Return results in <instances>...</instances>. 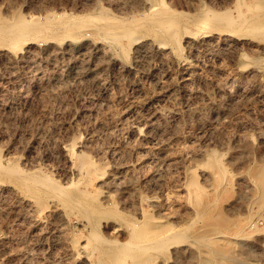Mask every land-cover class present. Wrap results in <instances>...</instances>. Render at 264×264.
Listing matches in <instances>:
<instances>
[{
  "label": "rangeland",
  "instance_id": "rangeland-1",
  "mask_svg": "<svg viewBox=\"0 0 264 264\" xmlns=\"http://www.w3.org/2000/svg\"><path fill=\"white\" fill-rule=\"evenodd\" d=\"M32 15L0 41V264H264V0H0L4 28Z\"/></svg>",
  "mask_w": 264,
  "mask_h": 264
},
{
  "label": "bare ground",
  "instance_id": "bare-ground-1",
  "mask_svg": "<svg viewBox=\"0 0 264 264\" xmlns=\"http://www.w3.org/2000/svg\"><path fill=\"white\" fill-rule=\"evenodd\" d=\"M259 2V1H258ZM246 6V5H245ZM249 7V6H248ZM53 13V12H52ZM96 14V13H95ZM101 14V13H100ZM107 14V13H106ZM144 15V14H143ZM146 15V14H145ZM68 17V16H67ZM112 17V16H111ZM111 17H109V16H106V15H103V13H102V15H90L89 16V14H88V16H76V17H68V18H64V16H62V14H46L45 15V22L42 24L43 26H41V27H43V29L44 30H46V32H48L47 30H50V32L52 31H56V34H57V31L58 32H61V33H67V34H71V35H75L76 33H79L78 34V36H83L85 33V29H88V28H90V29H92L93 31H94V33H95V35H97L98 37H104L105 36V40H106V37H108V38H110L112 41V43L113 42H116L117 44H119L118 46L120 47V50H124V46H123V44H122V42H121V39L123 40V37H126V39L129 41V42H133V41H135V40H137L138 38H139V29H140V25L139 26H135L136 24H134V27H128V26H125V25H123V24H119L118 25V23L117 24H115V21H114V19L113 18H111ZM137 18V17H136ZM135 18V19H136ZM140 18V17H139ZM21 19V18H20ZM20 19H19V21H15L14 23L12 22V23H10L9 24V26L7 27V28H4V26H3V24L2 23H0V41L1 42H3V39H8V40H14L15 39V41L17 40H20V36H21V38L26 34V32H27V29H29V26H31L32 28H34V26H36V24L37 23H40L41 24V22H39V20L37 21V16H34V15H32L31 16V18L29 19V20H21L20 21ZM138 19V18H137ZM172 19V18H171ZM130 21H131V19H130ZM130 21H128V22H130ZM153 21V20H152ZM159 21H161L160 19L158 20V23H159ZM133 22V21H132ZM136 22V21H135ZM137 22H139V21H137ZM162 22V21H161ZM123 23V22H122ZM212 24V23H211ZM5 25V24H4ZM7 25V24H6ZM129 25V24H128ZM133 25V24H132ZM138 25V24H137ZM143 25V24H142ZM147 25V24H146ZM164 25L166 26V28H165V32L164 33H166L167 34V36L169 37V39L171 40V42H172V44H173V46H174V48L175 49H177L176 47L178 46V40H177V38H176V36H177V34H176V36H175V31H177L176 30V28L173 26V23H172V21H169V20H166V22L164 21ZM209 26H210V24H209ZM6 27V26H5ZM257 27V26H256ZM157 28H159V27H157ZM41 29V28H40ZM42 29V30H43ZM142 29V28H141ZM39 30V29H38ZM146 30V29H145ZM40 31V30H39ZM212 31V30H211ZM42 32V31H41ZM49 32V33H50ZM51 32V33H52ZM161 32V31H160ZM205 32H207V31H205ZM55 33V32H54ZM141 33V32H140ZM35 35V34H34ZM27 36V35H26ZM62 36V35H61ZM67 37V36H66ZM32 38V37H31ZM24 39V38H23ZM50 39V38H49ZM80 39V38H79ZM103 39V38H102ZM7 40V41H8ZM57 40V39H56ZM126 40V41H127ZM52 41V40H51ZM127 41V42H128ZM8 42H11V41H8ZM7 42V43H8ZM46 42V41H45ZM128 42V43H129ZM4 43H5V41H4ZM72 43V42H71ZM125 43V42H124ZM125 44H127V43H125ZM147 44V43H146ZM159 44V43H158ZM11 45H13V44H11ZM91 45V44H90ZM116 45V44H115ZM128 45V44H127ZM10 48V47H9ZM16 48V47H15ZM127 48V47H126ZM128 49V48H127ZM21 50V49H20ZM14 51H16V50H14ZM91 51V50H90ZM125 51V50H124ZM188 76V75H187ZM80 155V154H79ZM3 159V158H2ZM89 163H90V161H89V159H85V162H84V166H89ZM1 165H3V164H0V168H1ZM9 165V164H8ZM91 165H93V164H91ZM206 165L207 166H211V167H213L214 168V170H215V172L216 173H219V174H221V175H225V170H224V167H223V165H222V163H221V161H220V159H219V157L218 156H215V154L213 155H209V158L207 159V161H206ZM83 166V167H84ZM19 168V167H18ZM18 168H16V173H18L17 171H18ZM89 168H90V166H89ZM2 169H3V167H2ZM11 169H13V168H11ZM85 169H87V167L85 168ZM92 170H93V168H91ZM90 169V170H91ZM88 170V169H87ZM9 173V172H8ZM85 173H87V171L85 172ZM6 175V174H5ZM9 175V174H8ZM89 175V174H88ZM18 176V175H17ZM255 176H257V174H255ZM261 176V175H260ZM38 178V177H37ZM21 179H23V178H21ZM42 179V178H41ZM41 179H39L38 181L36 180V183H38L39 184V186H41V185H43V183L44 182H48V181H46V180H41ZM226 180V179H225ZM256 180V179H255ZM33 181H35V180H33ZM263 182V181H262ZM2 183V182H1ZM37 185V184H36ZM219 186V185H218ZM46 187V186H45ZM49 187V186H48ZM256 187V186H255ZM217 188V187H216ZM215 188V189H216ZM49 189V188H48ZM66 189H67V187H66ZM65 189V190H66ZM61 190V189H60ZM63 190H64V188H63ZM68 190V189H67ZM256 190V189H255ZM82 192V191H81ZM60 193V192H59ZM66 193V192H65ZM64 193V194H65ZM43 194V193H42ZM63 194V191L59 194L62 198H65V202L67 201V202H71V201H73L72 199H69V197H66L67 195H64ZM48 196H50V197H52L53 196V190L52 191H49L48 190ZM76 196H77V194H76ZM81 196V195H80ZM71 197H73L72 195H71ZM215 197V196H214ZM48 199V198H47ZM75 199H77V198H75ZM215 199V198H214ZM198 200L196 199V202H197ZM200 201V200H199ZM73 203V202H72ZM80 204V203H79ZM216 205V204H215ZM77 206V205H76ZM78 209V208H77ZM86 209V208H85ZM95 209V208H94ZM196 215V214H195ZM194 216V215H193ZM200 216V215H199ZM149 221V220H148ZM197 223V222H196ZM135 226H137V225H135ZM134 226V227H135ZM169 228V227H168ZM133 230H134V232L136 231L137 233L139 232V227H136V228H132ZM167 229V228H166ZM165 229V230H166ZM189 229V228H188ZM133 230H131V233H132V231ZM164 230V231H165ZM163 230L162 231H160V232H164ZM202 231H204V230H202ZM150 232H152V231H150ZM158 232V231H157ZM210 232V231H209ZM212 232V231H211ZM159 233V232H158ZM158 233H153V235L154 236H151V237H153L151 240H152V243H153V247L154 246H156V245H154L155 243L157 244H159V242L162 240V237L160 238V237H158ZM205 233V232H204ZM220 233V232H219ZM129 234V233H128ZM134 234V233H133ZM164 234V233H163ZM205 234H207V233H205ZM221 234V233H220ZM132 235V234H131ZM130 235V236H131ZM134 235H136V234H134ZM134 235H132V236H134ZM162 235V234H161ZM165 235V234H164ZM197 235V234H196ZM199 235V234H198ZM73 236V235H72ZM100 236V235H99ZM138 235H136V236H134V237H137ZM195 236V235H194ZM207 236H209V234L207 235ZM206 236V237H207ZM96 237H98L97 235H96ZM168 238V237H167ZM190 238V237H189ZM98 239V238H97ZM138 239V238H137ZM195 239H197V241H200V240H203V239H205V235L203 234V233H200V235L199 236H197ZM102 240V239H101ZM101 240L99 239V243L101 242ZM114 240V239H113ZM191 240H192V238H191ZM194 240V239H193ZM192 240V241H193ZM105 241V240H104ZM103 241V242H104ZM195 241V240H194ZM133 242V241H132ZM131 242V243H132ZM147 242V241H146ZM145 242V243H146ZM149 242V241H148ZM101 244V243H100ZM137 244V243H136ZM152 244H150V246H151ZM94 246V245H93ZM134 246V245H133ZM136 246V245H135ZM134 246V247H135ZM144 248V247H143ZM138 249V248H137ZM155 249V248H154ZM132 250V249H131ZM145 250V249H144ZM153 250V249H152ZM216 251V250H215ZM141 252V251H140ZM139 252V253H140ZM144 252V251H143ZM208 252H211V251H208ZM216 252H219V251H216ZM127 253V252H126ZM141 254V253H140ZM209 254V253H208ZM123 255V254H122ZM128 255V254H127ZM133 255V254H132ZM210 255H211V253H210ZM219 256V255H218ZM205 257H208V256H205ZM213 258V257H212ZM210 259V261L211 260H213V259ZM218 258V257H217ZM116 259V258H115ZM122 262V261H121ZM204 262V261H203ZM200 263V262H199ZM207 263V262H206Z\"/></svg>",
  "mask_w": 264,
  "mask_h": 264
}]
</instances>
